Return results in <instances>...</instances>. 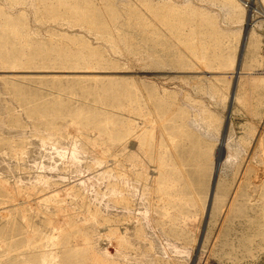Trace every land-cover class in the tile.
Returning <instances> with one entry per match:
<instances>
[{
  "label": "rangeland",
  "instance_id": "1",
  "mask_svg": "<svg viewBox=\"0 0 264 264\" xmlns=\"http://www.w3.org/2000/svg\"><path fill=\"white\" fill-rule=\"evenodd\" d=\"M259 10L0 0V264H264Z\"/></svg>",
  "mask_w": 264,
  "mask_h": 264
},
{
  "label": "bare ground",
  "instance_id": "2",
  "mask_svg": "<svg viewBox=\"0 0 264 264\" xmlns=\"http://www.w3.org/2000/svg\"><path fill=\"white\" fill-rule=\"evenodd\" d=\"M259 13L263 14V13H264V11H263V10H259Z\"/></svg>",
  "mask_w": 264,
  "mask_h": 264
},
{
  "label": "built area",
  "instance_id": "3",
  "mask_svg": "<svg viewBox=\"0 0 264 264\" xmlns=\"http://www.w3.org/2000/svg\"><path fill=\"white\" fill-rule=\"evenodd\" d=\"M263 55H264V49H263Z\"/></svg>",
  "mask_w": 264,
  "mask_h": 264
},
{
  "label": "crops",
  "instance_id": "4",
  "mask_svg": "<svg viewBox=\"0 0 264 264\" xmlns=\"http://www.w3.org/2000/svg\"><path fill=\"white\" fill-rule=\"evenodd\" d=\"M244 51H246V50H244Z\"/></svg>",
  "mask_w": 264,
  "mask_h": 264
}]
</instances>
